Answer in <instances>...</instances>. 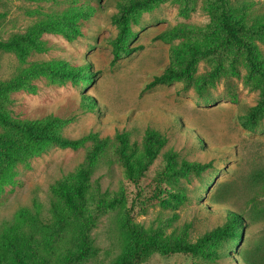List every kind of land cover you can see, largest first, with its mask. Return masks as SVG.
Here are the masks:
<instances>
[{"label": "rangeland", "instance_id": "rangeland-1", "mask_svg": "<svg viewBox=\"0 0 264 264\" xmlns=\"http://www.w3.org/2000/svg\"><path fill=\"white\" fill-rule=\"evenodd\" d=\"M229 3L249 23L264 14V0ZM205 5L206 0L158 2L131 25L127 43L137 49L112 63L110 40L119 30L111 16L117 0H0L1 41L70 8L91 11L77 21L75 37L44 32L40 38L46 49L25 59L0 49V80H11L35 64L66 63L55 77L32 78L35 90L10 91L4 106L20 119L64 117L59 134L80 141L76 147L50 142L40 154L15 165L12 181L0 188V234L23 206L41 203L49 215L52 185L74 173L101 138L105 143L90 177L100 209L91 230L98 252L82 264L114 263L129 223L169 240L194 242L223 226L228 211L243 218L240 242L215 239L197 253L153 252L140 264H264V117L255 130L238 122V115L260 97L254 77L264 71V32L254 40L263 54L255 67L243 57L226 59L221 49L203 52L191 74L145 88L169 65L172 47L188 36L195 40L207 27L211 15ZM181 24L192 32L169 40L156 37ZM151 132L166 139L154 157L146 150ZM184 160L208 165L200 173L173 175L172 166L179 169Z\"/></svg>", "mask_w": 264, "mask_h": 264}, {"label": "trees", "instance_id": "trees-1", "mask_svg": "<svg viewBox=\"0 0 264 264\" xmlns=\"http://www.w3.org/2000/svg\"><path fill=\"white\" fill-rule=\"evenodd\" d=\"M160 1L117 0L118 10L111 16L119 30L117 36L110 40L112 63L137 49L127 43L132 34L131 25L138 22L142 12L151 10ZM205 8L211 15L207 27L196 33L195 40L188 36V39L172 47L169 65L147 82L145 88L170 83L181 75L191 74L197 56L203 52L221 49L226 59L234 61L243 57L250 67H255L260 61L263 54L254 40L264 32V14L249 23L234 13L229 0H206ZM90 14L87 7L70 8L31 27L26 33L17 34L7 41L0 40V49L14 51L25 59L34 50L46 49L45 42L40 38L42 33L75 37L79 33L77 21ZM190 32L192 28L189 25L181 24L160 31L156 37L169 40ZM65 66L63 61L52 60L30 66L11 80H0V125L4 128L0 134V188L12 181L18 162L40 154L48 143L72 147L79 144V139L59 134L66 118L49 115L20 119L9 115L4 106L10 91L19 88L35 90L32 78L40 74L55 77ZM79 68L86 69L85 66ZM66 70H70L69 66ZM254 82L260 88V97L256 104L238 115L239 124L247 130H255L264 117V71L254 77ZM149 140L151 144L146 150L154 157L166 139L151 132ZM104 143V139H96L76 171L52 185L49 215H44L42 204L38 202L33 207L23 206L18 210L0 234V264H82L97 254L91 230L97 224L100 209L95 206L97 193L92 190L90 177ZM121 143H125V139ZM207 165L184 160L179 169L172 166L171 173L181 176L192 170L200 173ZM244 226L240 214L228 211L223 226L206 232L193 242L185 237L169 240L162 233L151 231L141 224L129 223L124 249L112 264H140L153 252L197 253L215 239L231 238L240 242Z\"/></svg>", "mask_w": 264, "mask_h": 264}]
</instances>
